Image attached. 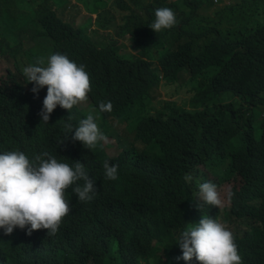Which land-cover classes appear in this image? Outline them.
I'll return each mask as SVG.
<instances>
[{
  "label": "trees",
  "instance_id": "obj_1",
  "mask_svg": "<svg viewBox=\"0 0 264 264\" xmlns=\"http://www.w3.org/2000/svg\"><path fill=\"white\" fill-rule=\"evenodd\" d=\"M246 1L112 0L94 24H78L71 13L100 0H0V152L79 161L96 188L87 201L64 190L71 213L55 235H0V264H200L177 259L176 236L204 215L226 223L240 264H264V12ZM159 7L176 23L154 33ZM53 25L60 40L48 32ZM17 35L34 59L20 58ZM54 52L84 65L90 91L84 108L57 105L45 123L46 86L34 94L22 69ZM109 101L111 111L96 115L105 140L80 149L63 125ZM105 160L116 164L115 180L104 178ZM204 181L230 185L227 208L197 204Z\"/></svg>",
  "mask_w": 264,
  "mask_h": 264
},
{
  "label": "clouds",
  "instance_id": "obj_2",
  "mask_svg": "<svg viewBox=\"0 0 264 264\" xmlns=\"http://www.w3.org/2000/svg\"><path fill=\"white\" fill-rule=\"evenodd\" d=\"M88 1L95 3V0ZM100 1L101 4H108L105 0ZM175 23L172 9L159 7L154 10V20L148 27L155 33ZM22 72L27 82L33 84L31 91L34 94L46 86L42 108L38 113L45 123L57 105L69 110L85 100L90 91L89 76L84 65L62 53L49 54L46 62L37 58ZM111 107L110 101L101 102L79 119L75 126L69 117V122H65L63 127L68 133L71 132L73 140L91 149L105 140L97 127L96 115L111 111ZM103 170L105 179H116L115 163L105 160ZM69 185H73L71 190L80 201L91 200L96 191L94 179L90 178L85 165L79 161L69 164L47 151L31 159L20 150L0 152V235L25 231L30 235L33 230L42 228L47 229L42 235H55L60 222L71 213L69 201L64 196V190ZM228 195L231 196V192ZM196 201L197 204L202 201L219 207L221 199L217 186L210 181L201 182ZM14 227L21 230L12 232ZM176 241L181 250L177 259L187 262L194 257L200 264H240L241 257L231 231L208 215L201 216L197 223L180 231Z\"/></svg>",
  "mask_w": 264,
  "mask_h": 264
},
{
  "label": "rangeland",
  "instance_id": "obj_3",
  "mask_svg": "<svg viewBox=\"0 0 264 264\" xmlns=\"http://www.w3.org/2000/svg\"><path fill=\"white\" fill-rule=\"evenodd\" d=\"M105 1H107L108 3H110L112 0H105ZM215 1H216V0H214V2H215ZM225 1H228V0H225ZM73 2H74V0H71V4H73ZM246 2L256 3V4L259 6V9H258V12H257L259 15L262 14V13L264 12V9H263V6H264V0H261V1H259V0H250V1H246ZM250 3H249V4H250ZM39 5H43L42 2H41ZM74 5H78V6H80V3L74 4ZM104 6H107V4L102 3V4H101L100 6H98V7H97L96 5H94V7L92 8L91 11H84V9H82V10L80 11L79 14H77V13L72 14V13L70 12V13H71V17H70L69 19H73V20H74V23L77 22L78 24H80V23H85V22H86V23H90V24H94V19L96 18L97 13H98V12H99ZM62 25H63V24L60 23V26H62ZM48 32H49L50 36L53 37L55 40H60V39H61V35H60V33L58 32V28H57L56 26L53 25L51 28L48 29ZM69 34H70V35H69V37H68V40L72 38V36H73V30H69ZM16 39H17L18 42L21 44L22 48L25 49V51H26L25 55H24V56H21L20 58H23V59H25V60H27V59H34V57H35V51L32 49V47H31L29 44H27V43H26V42L20 37V35H17V36H16ZM126 44H127V47H128L129 42L126 41ZM6 68H7V65H6V64H4V66H1V65H0V71H3V73H4V71L6 70ZM23 76H24V74H23ZM24 78H25V77H24ZM25 80H26V78H25ZM170 91H171V88H166L164 92L169 96V95H170ZM157 93H158L159 95L163 94V91H162V89H161L160 87H159V89L157 90ZM176 97H177V96H176ZM232 97H233L232 95H228L226 98H227V99H231ZM78 105L80 106L79 108H84V107L87 105L86 100H83V101L78 102ZM108 122H109V124H110L113 128L117 129L120 133L122 132V127H121V126L119 127V126H118L115 122H113L111 119H109ZM256 133H257V132H256ZM256 133H255V134H256ZM78 142H79V141L76 140V141H74L73 143H75L76 145H78V144H77ZM78 147H79L80 149H83V150L86 151V149H85L84 146H82V145H78ZM135 148H136L137 150H141V149H142V146L139 145V144H137V145L135 146ZM104 151H105L106 154H108L109 156H113V155H115V154L117 153V147H116L115 143H112L111 146L105 148ZM69 164H70V163H69ZM87 173H88V172H87ZM88 174H89V173H88ZM203 179L205 180V177H204V176H203ZM135 184L137 185L138 188H142L143 185H144L145 183L136 182ZM147 184H148V183H147ZM72 186H73V185H69V187H71V188H72ZM229 189H230V185H223L221 188L217 186V191H218L219 196H220V199H221V204H220L219 207H218L219 210H222V209H224V208H227V206H228L227 195H228V193H229ZM197 192H198V190H197ZM196 198H197V193H196ZM88 205H89V206H93V202H92V203H89ZM81 207H82V209H84L85 205H82ZM220 223L223 224V225L227 228V225H226L225 222L220 221ZM20 230H21V228L14 227L12 232H17V231H20ZM0 231H2V230H0Z\"/></svg>",
  "mask_w": 264,
  "mask_h": 264
},
{
  "label": "crops",
  "instance_id": "obj_4",
  "mask_svg": "<svg viewBox=\"0 0 264 264\" xmlns=\"http://www.w3.org/2000/svg\"><path fill=\"white\" fill-rule=\"evenodd\" d=\"M69 215H67V217L65 219H68ZM69 240H73L72 238H70ZM147 264H153V262L151 260H147Z\"/></svg>",
  "mask_w": 264,
  "mask_h": 264
}]
</instances>
